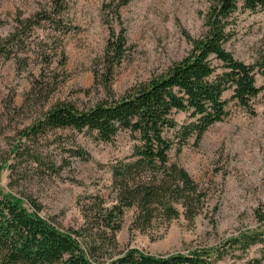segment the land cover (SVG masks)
<instances>
[{"label":"rangeland","instance_id":"1","mask_svg":"<svg viewBox=\"0 0 264 264\" xmlns=\"http://www.w3.org/2000/svg\"><path fill=\"white\" fill-rule=\"evenodd\" d=\"M51 1L0 0V37L15 33L19 18L49 9ZM121 2L68 0L64 14V23L71 28L68 34H58L48 25L37 28L18 59L0 61V194L29 213V202L39 205V216L61 232L80 230L85 214L96 207V198L104 201L103 207L113 205L111 166L131 156L138 143L128 132L103 143L87 132L54 130L26 136L28 129L57 103L83 110L119 99L182 61L191 50L190 39L207 31V0H130L118 8ZM109 26L124 32L127 50L107 91L103 77L97 78L95 72L104 68ZM228 32L226 49L237 60L252 64L264 55V11H246L240 5L229 19ZM61 52L65 65H60ZM43 74L58 76V85L45 104H27ZM257 85L264 86L261 75ZM252 107L254 113L230 102L228 117L212 126L198 145L192 139L181 153L170 154L206 193L199 217L189 222L181 209L171 224L157 222L143 234L131 229L134 211L129 210L117 235L115 256L128 249L153 256L187 254L224 247L242 234L264 232V94L252 101ZM176 120L183 124L188 116L178 114ZM75 149L85 152L86 159L72 156ZM256 260L264 264V242L247 252L228 249L218 264Z\"/></svg>","mask_w":264,"mask_h":264},{"label":"trees","instance_id":"2","mask_svg":"<svg viewBox=\"0 0 264 264\" xmlns=\"http://www.w3.org/2000/svg\"><path fill=\"white\" fill-rule=\"evenodd\" d=\"M67 1L52 0L49 9L27 19L19 18L15 33L0 37V61L18 59L17 54L31 44L30 38L37 28L48 25L58 34H68L71 28L64 23ZM129 1L123 0L118 8ZM207 2V31L198 39H190L191 50L182 61L119 99L100 101L83 110L61 102L40 113L26 136L72 130L110 143L120 132H128L138 144L131 156L111 166L113 205L103 207L104 201L96 198V207L85 214V225L80 230L61 232L39 216V205L29 202L32 209L29 213L0 194V264H218L225 260L228 249L247 252L264 242V232H252L229 240L224 247L187 254L153 256L128 249L115 256L117 235L129 210L134 211L131 229L143 234L157 222L171 224L180 217L181 209L189 222L199 217L206 193L183 167L171 160L170 154L181 153L192 139L198 145L212 126L228 117L230 102L254 113L252 101L264 94V86L257 85V76L264 77V55L255 63L246 64L226 49L232 14L240 5L246 11H264V0ZM109 27L104 68L95 72L97 78L103 77L107 91L109 80L126 58L127 50L124 32L117 33ZM65 63V53L61 52L60 65ZM58 83V76L44 78L43 74L42 80L35 82L27 104H45ZM228 93L230 100L226 98ZM178 114L188 116V122L180 124L176 120ZM71 153L77 158L87 157L80 149ZM252 264L263 262L256 260Z\"/></svg>","mask_w":264,"mask_h":264}]
</instances>
